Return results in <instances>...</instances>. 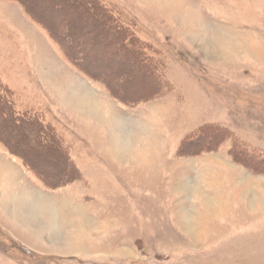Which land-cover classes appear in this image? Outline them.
<instances>
[{"label": "rangeland", "instance_id": "374dc122", "mask_svg": "<svg viewBox=\"0 0 264 264\" xmlns=\"http://www.w3.org/2000/svg\"><path fill=\"white\" fill-rule=\"evenodd\" d=\"M20 1L0 0V82L55 139L1 111L0 153L87 216L36 238L44 258L0 212V260L264 264V0H95L143 60L87 0ZM87 88L92 119L72 100Z\"/></svg>", "mask_w": 264, "mask_h": 264}, {"label": "crops", "instance_id": "0c3cea01", "mask_svg": "<svg viewBox=\"0 0 264 264\" xmlns=\"http://www.w3.org/2000/svg\"><path fill=\"white\" fill-rule=\"evenodd\" d=\"M82 113L86 114L83 116L92 119L85 110ZM9 160L5 154L2 155L0 153V212L10 220L8 222L9 227L14 230L12 236L17 241H22L20 244L25 250L37 256L50 258L53 254L40 252L32 248L33 246H38L36 240L38 241L39 238H42L45 233L52 235L53 231L54 239L58 238L61 232L60 229L64 232L63 228L66 229V226L76 225L74 218L81 221V216H84L81 208H85L87 204L82 202L84 200L79 192H77L75 198L74 187V192H72V189L66 190L72 192V198L65 193L62 194L65 189L57 194L54 193L56 195L44 193L46 190L42 188L34 177L24 175L20 166L16 162ZM28 185H32V190L37 191V193H31L32 195H30L31 191L26 189ZM40 188L45 191L40 190ZM48 196H54L52 198L55 200L47 198ZM75 211L78 213L73 215ZM89 213L92 212L90 211ZM67 239L64 240L67 242ZM10 241L12 243V239ZM54 256L57 255L54 254ZM1 258L3 257L0 256ZM0 264H5V262L0 260Z\"/></svg>", "mask_w": 264, "mask_h": 264}, {"label": "trees", "instance_id": "16d2710c", "mask_svg": "<svg viewBox=\"0 0 264 264\" xmlns=\"http://www.w3.org/2000/svg\"><path fill=\"white\" fill-rule=\"evenodd\" d=\"M17 1L20 2V4L23 6V8L27 11V7L25 6V4H23V2H21L20 0H17ZM87 1L91 6H93V8H95L102 15L101 17L104 19L105 23L106 24L109 23V25L118 32L116 34V36L119 35V37L123 40L124 45H126V46L129 45V47H135V49L137 50V53L140 54V55L138 54L139 57L143 60L144 56H143L142 50L140 48L141 46L138 44V42L134 38L133 34L131 32H129L126 28L120 26L118 21H116L114 19V17L110 13H108L103 6L96 3L95 0H87ZM38 23L41 24L42 26H44V28L49 33L50 37L53 40H55L61 46L62 50L66 54V50H65L64 46L62 44H60V41H58V39L53 36V34L50 32V30L44 24H42L40 22H38ZM68 59L75 64L74 59L72 60L69 57H68ZM76 63H77V61H76ZM13 94H14L13 91H11L9 88L4 86L0 82V112L2 111L4 116L8 119V121L12 122L18 128L19 127L25 128L27 126H33L32 130H34L35 137H39L40 140H42V141H51L52 142L53 139H55L53 130H51L48 126L44 125L40 120L36 119L34 116L27 115L26 113H24V114L18 113L14 110L13 98L11 101V97H14ZM36 139H38V138H36Z\"/></svg>", "mask_w": 264, "mask_h": 264}, {"label": "bare ground", "instance_id": "6f19581e", "mask_svg": "<svg viewBox=\"0 0 264 264\" xmlns=\"http://www.w3.org/2000/svg\"><path fill=\"white\" fill-rule=\"evenodd\" d=\"M54 75H56V74H54ZM57 76V75H56ZM58 77V76H57ZM67 85H70V84H61L60 85V87H61V89H63V88H67L68 86ZM70 87V86H69ZM80 87V86H79ZM71 89H69V91H71L72 89L73 90H75L74 88H77L76 86H73V84H71V87H70ZM88 89V91L86 90H83L84 92L82 93V92H77L73 97H72V100H73V102L75 103V105H77V107L78 108H80V107H82V108H86L87 109V113H88V109L89 108H93L95 105H94V103L96 102L95 100H94V98H93V92L89 89V88H87ZM78 100V101H74V100H76V99ZM85 104H87V106L86 107H84V105ZM89 105V106H88ZM109 120V119H108ZM110 124H111V129H113V127H115V122H113L112 121V119L110 120ZM118 129V128H117ZM119 131V130H118ZM122 133V132H121ZM124 146H125V142H124V138L123 137H119V139L118 140H113V148H114V150L115 149H118V151H115V158H117V160H119V161H121L122 160V151H123V148H124ZM132 161V160H131ZM180 219H182V221H183V219H184V217H180ZM185 220V219H184ZM183 226H184V228L185 229H187V225H186V223H184V221H183Z\"/></svg>", "mask_w": 264, "mask_h": 264}]
</instances>
